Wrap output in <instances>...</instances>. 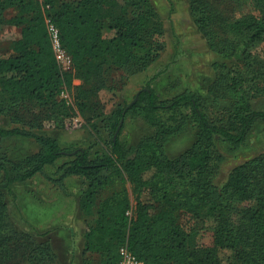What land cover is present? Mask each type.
I'll return each instance as SVG.
<instances>
[{
    "label": "trees",
    "instance_id": "trees-1",
    "mask_svg": "<svg viewBox=\"0 0 264 264\" xmlns=\"http://www.w3.org/2000/svg\"><path fill=\"white\" fill-rule=\"evenodd\" d=\"M186 1L215 54L206 92L183 91L161 100L149 82L135 102L103 116L96 96L108 87L104 70L139 74L164 49L159 40L164 29L152 2L0 0V35L7 27L20 29L3 52L0 43V116L17 124L0 127V264H75L74 253L58 251L54 228L18 230L7 201L12 185L62 157L69 159L58 167L55 181L76 177L85 184L79 202L87 222L82 264H121L122 247L142 264H224L222 248L231 251L228 264H264V152L235 166L222 186L216 184L226 160L221 146L238 150L256 126H264V104H257L264 102V59L253 52L264 41V0H217L258 12L238 19L209 0ZM48 22L71 57L67 71L55 58ZM105 28L114 36L104 38ZM73 79L81 81L74 87L77 111L102 142L95 150L96 142L62 148L43 132L46 121L64 126L70 106L59 97ZM97 118L102 132L91 122ZM128 118L150 133L133 143L121 139ZM189 132V148L170 157L169 142ZM12 137L32 139L38 150L11 157L3 142ZM116 178L131 185L134 208L125 189L114 187ZM145 191L149 201L139 202ZM246 202L251 204L241 205ZM179 213L197 224L211 223L212 246L199 244L197 228L185 227Z\"/></svg>",
    "mask_w": 264,
    "mask_h": 264
},
{
    "label": "rangeland",
    "instance_id": "rangeland-1",
    "mask_svg": "<svg viewBox=\"0 0 264 264\" xmlns=\"http://www.w3.org/2000/svg\"><path fill=\"white\" fill-rule=\"evenodd\" d=\"M124 3L128 0H118ZM162 23L164 32L160 41L164 49L158 55L151 66L136 75L120 76L115 68H106L104 77L108 87L101 89L96 100L101 105L103 116H109L118 106L130 103L139 90L150 86L155 90L161 100L172 98L183 91H192L204 94L211 83L214 72L212 62L215 54L212 53L206 44L205 39L197 30L191 17L186 0H150ZM211 1L218 11L225 16L238 19L244 14L252 13L258 16L257 11L249 8H241L231 2ZM15 36L14 28L7 27L0 35L2 52L9 40ZM114 36V31L105 28L103 37ZM254 53L264 59V41L255 47ZM79 79L72 80V86L66 87V97L59 100H66L70 106L69 115L65 118L64 126L57 128L56 122L46 121L43 132L57 139L62 148H88L96 142L95 150L99 143L95 130L88 121L80 116L74 103V87L80 85ZM258 107L264 102L257 103ZM257 106V105H256ZM79 114L83 123L77 128L66 127V122L72 116ZM102 118V117H101ZM91 122L98 125L99 130L103 126L101 119H91ZM17 124L12 123L9 118L0 116V127L13 128ZM150 131L142 122L128 118L121 134V139L128 142H135L140 136L149 134ZM107 140L108 138L104 136ZM193 142V133L173 139L167 145V154L170 157L177 156L184 152ZM3 146L10 153L11 157L22 158L38 150L37 144L32 139L19 137L7 138ZM226 154V160L221 165L220 174L216 184L222 186L228 177L229 172L237 165L264 152V126L258 125L251 133L249 139L238 150L230 151L226 146H221ZM69 158L62 157L51 165L46 166L42 172L24 182L14 184L10 187L12 194L7 195L10 214L13 223L20 231H32L52 229V239L59 252L74 253L75 264L81 263L80 252L83 249L84 234L87 231V222L79 210V202L85 184L83 180L76 177H69L62 182H56L59 173L58 167ZM1 178V174H0ZM114 187L124 188L129 195L132 207L136 205V195L132 193L131 185L116 178ZM139 202L149 201L147 192L138 196ZM246 202L241 205H250ZM179 220L185 227L194 226L198 230V243L204 246H212L213 235L212 225L209 222L196 223L187 214H178ZM64 250V251H63ZM70 255V254H69ZM231 251L222 248L219 250V257L224 264H228Z\"/></svg>",
    "mask_w": 264,
    "mask_h": 264
},
{
    "label": "built area",
    "instance_id": "built-area-1",
    "mask_svg": "<svg viewBox=\"0 0 264 264\" xmlns=\"http://www.w3.org/2000/svg\"><path fill=\"white\" fill-rule=\"evenodd\" d=\"M48 31L50 35L53 52L58 65L63 71L69 70L72 66L71 57L67 54V52L64 50V48L60 43L58 29L52 23L48 22ZM66 94H67L66 89H62V91L60 92V97L65 98ZM82 123H83L82 118L78 114H76L75 116L69 118V120L66 122L65 125L66 127L72 126L73 128H77L81 126ZM120 256H121V264H142L127 250L126 247H122L120 249Z\"/></svg>",
    "mask_w": 264,
    "mask_h": 264
},
{
    "label": "crops",
    "instance_id": "crops-1",
    "mask_svg": "<svg viewBox=\"0 0 264 264\" xmlns=\"http://www.w3.org/2000/svg\"><path fill=\"white\" fill-rule=\"evenodd\" d=\"M14 31H15V36L11 40L18 39L20 37V29L19 28H14Z\"/></svg>",
    "mask_w": 264,
    "mask_h": 264
},
{
    "label": "water",
    "instance_id": "water-1",
    "mask_svg": "<svg viewBox=\"0 0 264 264\" xmlns=\"http://www.w3.org/2000/svg\"><path fill=\"white\" fill-rule=\"evenodd\" d=\"M136 99H137V96H136V98H134V100H133L131 103L135 102V101H136Z\"/></svg>",
    "mask_w": 264,
    "mask_h": 264
}]
</instances>
